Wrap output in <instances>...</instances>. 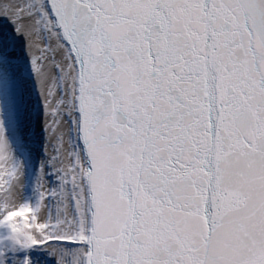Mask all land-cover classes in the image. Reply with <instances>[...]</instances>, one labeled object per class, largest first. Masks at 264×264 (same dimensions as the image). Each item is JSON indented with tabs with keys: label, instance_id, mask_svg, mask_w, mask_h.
<instances>
[{
	"label": "snow or ice",
	"instance_id": "obj_1",
	"mask_svg": "<svg viewBox=\"0 0 264 264\" xmlns=\"http://www.w3.org/2000/svg\"><path fill=\"white\" fill-rule=\"evenodd\" d=\"M0 264H264V0H0Z\"/></svg>",
	"mask_w": 264,
	"mask_h": 264
},
{
	"label": "bare ground",
	"instance_id": "obj_2",
	"mask_svg": "<svg viewBox=\"0 0 264 264\" xmlns=\"http://www.w3.org/2000/svg\"><path fill=\"white\" fill-rule=\"evenodd\" d=\"M49 151L51 152V149H49Z\"/></svg>",
	"mask_w": 264,
	"mask_h": 264
}]
</instances>
